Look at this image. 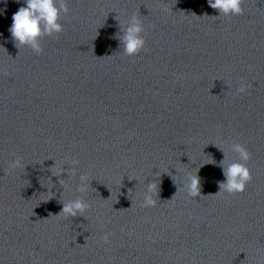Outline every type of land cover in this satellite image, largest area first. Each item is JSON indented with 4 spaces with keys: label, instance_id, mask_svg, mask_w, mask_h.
I'll list each match as a JSON object with an SVG mask.
<instances>
[{
    "label": "water",
    "instance_id": "95a60500",
    "mask_svg": "<svg viewBox=\"0 0 264 264\" xmlns=\"http://www.w3.org/2000/svg\"><path fill=\"white\" fill-rule=\"evenodd\" d=\"M66 2L39 55L8 32L23 0L0 3V264H264V0ZM133 14L146 43L127 56ZM224 155L250 170L241 193H217Z\"/></svg>",
    "mask_w": 264,
    "mask_h": 264
},
{
    "label": "clouds",
    "instance_id": "9594fccd",
    "mask_svg": "<svg viewBox=\"0 0 264 264\" xmlns=\"http://www.w3.org/2000/svg\"><path fill=\"white\" fill-rule=\"evenodd\" d=\"M17 3L20 0H16ZM208 5L212 9L219 10L221 15H240L243 13L241 7L242 0H207ZM0 3L7 4V0H0ZM5 9L0 8V15L4 14ZM69 9L66 0H23V6L13 13L11 19L12 23L8 28L10 38L16 47L27 46L30 47L37 55L42 53L40 40L43 36H52L63 31V25L59 22L61 15H67ZM121 26V25H120ZM145 31L143 20L136 14L121 26L122 35L118 39L123 45V52L127 56L137 55L145 47V39L143 33ZM243 92L245 89L241 87L238 89ZM231 150L238 153L240 161H248L251 154L244 148L243 145L235 143L231 145ZM226 157L220 162L222 174L225 177L224 181L218 182L219 192L224 191L229 194L241 193L245 190L247 182L251 179L250 170L245 163L229 162L226 166L224 164ZM205 165V164H204ZM21 166L19 158L12 160L9 163L10 168H17ZM70 167L66 170L61 168L58 174L54 176H61L62 173L69 169L75 170L78 166V161H73ZM60 181V180H59ZM154 181L147 183L145 205H152L155 201L152 198V190ZM89 187V181L86 175L79 176V185L77 191L81 194L86 193ZM186 187L188 192L193 197L201 195V184L198 172L187 178ZM216 193V194H217ZM175 195V194H174ZM173 195V196H174ZM172 196V197H173ZM88 207L87 203L81 197L63 203L62 211L67 216H77ZM57 214V215H59ZM53 215L49 213V216ZM107 240V237H105Z\"/></svg>",
    "mask_w": 264,
    "mask_h": 264
}]
</instances>
